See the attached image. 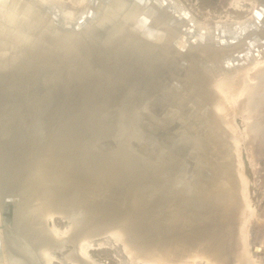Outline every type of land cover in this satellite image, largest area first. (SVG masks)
<instances>
[{"label": "water", "instance_id": "water-1", "mask_svg": "<svg viewBox=\"0 0 264 264\" xmlns=\"http://www.w3.org/2000/svg\"><path fill=\"white\" fill-rule=\"evenodd\" d=\"M256 1L253 16L242 23H206L176 0H89L90 8L77 12L69 22L63 21L58 11L62 6L67 9L66 5L0 0L1 86L6 80L21 82L23 78L21 83L26 93L47 97L46 92L60 84L59 78L54 77L60 69L52 72L55 59L61 55L59 47L66 39L71 43L76 39L85 47L100 50L117 47L122 55L117 61L91 56L79 60L82 72L96 71L99 81L104 82L107 76L105 83L124 90L115 93L118 94L115 97H100L102 109L91 120L88 118L91 127L83 129L81 138L76 139L72 128L64 127L67 135L62 143L56 144L58 137L53 142L49 140L51 145L45 148L50 152L44 156L45 160L41 159L42 175L35 178L38 185H53L54 190L58 188L61 192L60 198L70 197L72 191L83 195L94 190L98 200L133 202L135 198L144 202L145 199L157 207H145L141 220H149L147 217L154 214L163 215V210L176 212L181 228L178 233H183L187 242L176 244V237L170 242L162 233H151L158 224L156 221H138L135 229L129 226L125 232L135 246L141 242V250L160 251L171 257L172 262L197 253L216 259L219 264H236L238 215L242 207L237 175L238 168L241 169L238 164L242 162L241 158L237 160L232 142L226 140L223 117L213 110V105L221 99L211 68L226 71L264 56V0ZM89 29L92 35L86 34ZM172 38L176 39L175 43ZM170 45L174 46L171 60L156 61L149 71L145 62L150 49L168 50ZM208 50L215 58L208 56ZM125 55L130 57L124 59ZM131 57H137L134 63ZM40 58H43L41 62ZM142 97L145 103L140 100ZM125 100H129L130 107L125 106ZM43 101L48 108L53 107L50 100L43 98ZM104 121H111L112 127L107 128ZM22 123L25 126L30 121L24 118ZM247 145L255 163L264 158V142L251 139ZM42 149L36 145L33 151L38 154L34 156H42ZM3 159L0 176L10 155ZM214 161L218 170L212 173L210 167ZM107 176L112 178L110 187L94 186V182L99 184L98 179L103 181ZM231 182L235 184L233 190ZM19 183L6 190L1 189L0 180V247L2 238L15 239L27 249L32 264H45L38 250L13 229L15 216L34 197L32 191L31 194L30 190L21 188ZM80 202L88 203L86 199ZM167 203L178 205L175 212L169 206L162 208ZM81 216L77 217V223L82 222L84 227L78 224L75 230L90 226ZM189 225L194 226V233ZM215 228L220 232L214 237ZM139 229L146 231L142 239ZM201 229L210 247H205V243L194 246L193 240L197 238L192 234L198 231L199 234ZM70 237L67 242L71 241ZM63 244L64 248L56 254L69 247L67 253L73 250L71 244ZM187 248L193 249L187 251ZM77 262L87 264L79 257Z\"/></svg>", "mask_w": 264, "mask_h": 264}, {"label": "bare ground", "instance_id": "bare-ground-1", "mask_svg": "<svg viewBox=\"0 0 264 264\" xmlns=\"http://www.w3.org/2000/svg\"><path fill=\"white\" fill-rule=\"evenodd\" d=\"M176 1L180 2V0ZM38 2L43 4L58 3L60 6H68L67 9L62 6L58 10L62 20L68 22L78 15L77 12L80 14L83 10L90 8L89 0H38ZM220 4L226 9L249 6L251 17L258 5L256 0H220ZM204 21L208 23V20ZM0 29H2L1 26ZM207 31H209V26H207ZM91 32L92 29H89L86 34L92 35ZM171 41L175 43L176 39L172 38ZM173 47L170 45L168 50L150 49L145 67L147 66L149 71H152L151 64L156 63V61H170L174 53ZM59 48L62 49L61 55L55 59V69L52 73L58 71V68L60 69V72L54 76L59 78L60 84L46 92L47 97L26 93L25 86L21 83L24 82L23 78L20 79L21 82L14 81L11 78L13 81L6 80L5 84L0 85V161L4 160L3 157L6 158L10 155L9 161L5 163L6 170L0 176L2 181L1 189L5 187L7 190L10 187H14V185L17 186L20 182L21 188L32 191L34 196L21 207L19 215L15 216L13 229L24 240L29 242L35 250H38V254L45 264H78V257L87 264H100L87 254V250L91 247V242H86L85 240H81L76 247L72 245L73 250L68 255L62 254V258H56L50 253L51 251L60 252L64 248L63 243H74V240L80 235L109 236L114 244L122 246L130 264H195V261L199 258L206 261L204 264H219L216 259L197 253L190 255L192 259L188 256L172 262L171 257L162 255L160 251H143L140 249L142 246L141 242L139 246H135L130 241V238L125 233L127 227L132 226L135 229L138 221H156L158 224L151 233H162L161 235L164 234L170 242H173L172 238L176 237V244L179 242L185 243V240L187 242V238L182 236L183 233H178L181 228H179V215L175 212L177 204L167 203L162 206V208L171 207L176 215L171 210H163V215L160 213L159 215L154 214L147 217L149 220H141L145 207L152 205L145 199L144 202L141 200L137 201L135 198L133 202L131 200L126 201V199L117 200L111 198V201L98 200L94 190H88L83 195L72 191L69 193L70 197L60 198L61 192H59L58 188L54 190L53 185L46 184L42 186L35 181L37 176L42 175L40 164L43 160L41 161V159L45 160L44 156L50 152L45 148V145L53 142L56 137H58L56 144L62 143L67 135L63 131L64 127L72 128V135L76 139L81 138L83 129L91 127V124L87 122L88 118L91 120L102 109L100 97L102 95L115 97L118 95L115 93L120 92L119 90H124L119 87L115 88L111 83L109 85L105 83V80H108L107 76L102 82L96 76V71L82 72V66L78 67L82 63L79 60H82V58L87 59L89 56L109 61L119 60L122 55L117 47H115L117 50H100L94 46L85 47L81 41L76 39L73 43L66 39ZM211 53L212 51L208 50V56ZM125 56L124 59L130 57ZM210 58H215V55H211ZM42 59L40 58L39 61L41 62ZM136 59L131 57L133 63ZM211 69L215 72V89L221 99V102L219 101L216 105H213V110L216 114L223 117V128L227 129L228 133V139L226 138V140L227 142L228 140L232 142L234 152L237 153V160L241 158V149H246L249 153V155L247 154V162L251 172H254L256 163L254 164L253 162L247 142L251 141V139L256 143L264 142V56L251 59L250 62L243 66L229 68L226 71L218 69V67H212ZM22 77L26 79L25 76ZM105 91H108V93L104 94ZM43 98L50 100L53 107L48 108L49 105L43 104ZM140 100L145 103V98L142 97ZM130 104L129 100H125L126 107H130ZM230 109L232 110L231 113L229 112ZM24 118H28L30 124H25L24 126L22 123ZM237 120L241 123L240 126H237ZM104 125L112 127L111 121H104ZM219 125L222 126L221 123ZM232 139H234V143ZM36 145L43 148L42 156H34L38 154V152L33 151ZM29 158L31 163L28 164L30 162ZM26 162L28 164L27 167ZM118 162L120 164L121 160ZM238 165L241 168L240 170L238 168L237 177L240 181L238 191L240 190L242 207L238 215L240 220L238 229L239 250L236 264H264V234H262L261 245H257L254 240V242L250 241V222L254 220L255 214L249 202L248 180L242 173L243 167L241 163L239 162ZM0 167L4 168L3 164ZM210 168L212 173L218 170V165L215 164V161ZM141 178L147 179L144 176ZM103 179V181L98 179L99 184L94 182V186L110 187L112 178L107 176L103 177ZM139 182L137 181V183ZM230 187L231 190L235 189V184L231 182ZM104 189L109 190V188ZM207 191L211 192L210 190ZM81 199H86L88 203L90 199L92 200L85 205V202H80ZM155 206L156 204L152 205V207ZM80 216V219L89 222L90 226L79 231L81 226L84 227L82 222L77 223V219ZM56 217H62L67 221L63 229H58L55 226L47 227V221ZM158 220H161L160 225ZM254 222L256 224V221ZM78 224L80 227L75 230L74 228ZM188 227L193 230V233L195 232L193 225ZM198 232L192 234L193 238L195 236L197 238L193 240L194 246H203L205 243V247H208V245L210 247L204 230L201 229L199 234ZM213 232L215 237L220 230L216 229ZM145 234V230L139 229L141 239L145 237ZM68 237L71 238L69 242H67ZM2 240L0 264H32V260L27 256V249L17 243L15 239L2 238ZM194 246L192 247L194 248ZM193 248H187L186 250L191 251Z\"/></svg>", "mask_w": 264, "mask_h": 264}, {"label": "rangeland", "instance_id": "rangeland-1", "mask_svg": "<svg viewBox=\"0 0 264 264\" xmlns=\"http://www.w3.org/2000/svg\"><path fill=\"white\" fill-rule=\"evenodd\" d=\"M65 1V0H63ZM193 15L199 20H208L210 21H234L242 23L246 19L251 17L249 6H244L243 8H229L226 9L220 4V0H180ZM226 3V2H225ZM224 4V3H223ZM238 123V124H237ZM237 126H240L241 123L239 120L236 121ZM247 154L249 155L246 149H241V162L243 167V173L248 180V196L251 207L254 210V220L250 223L253 226L254 236L252 240L256 242L257 245H261L262 233L264 231V158L258 159V162L255 164V171L251 172V168L247 162ZM256 221V224H254ZM260 222V223H259ZM47 227L55 226L58 229H63L66 226L67 221L62 217H56L47 221ZM257 225V226H255ZM263 227V228H262ZM261 229V230H260ZM263 229V230H262ZM80 235L74 243L69 242L68 244L74 245L75 247L80 243L81 240L86 242H91V247L87 250V254L97 263L100 264H130L128 257L124 254L123 248L119 244H114L110 240L109 236L104 235ZM251 237V235H250ZM251 241V238H250ZM253 241V242H254ZM259 242V243H258ZM73 248V246H71ZM70 247L62 253H52L56 258H62L63 255H68L67 251ZM55 253V254H54ZM186 258V256H185ZM190 259L192 257L190 256ZM198 261V262H197ZM195 261V264H204L206 261L199 258ZM59 264V263H53ZM70 264V263H69Z\"/></svg>", "mask_w": 264, "mask_h": 264}]
</instances>
